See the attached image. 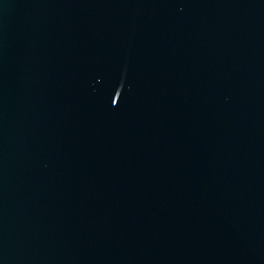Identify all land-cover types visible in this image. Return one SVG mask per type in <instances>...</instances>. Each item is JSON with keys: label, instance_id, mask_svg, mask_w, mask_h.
<instances>
[{"label": "water", "instance_id": "1", "mask_svg": "<svg viewBox=\"0 0 264 264\" xmlns=\"http://www.w3.org/2000/svg\"><path fill=\"white\" fill-rule=\"evenodd\" d=\"M0 264H264V0H0Z\"/></svg>", "mask_w": 264, "mask_h": 264}]
</instances>
